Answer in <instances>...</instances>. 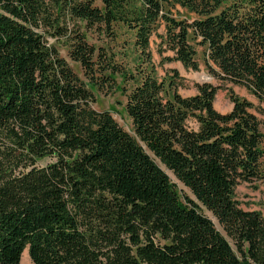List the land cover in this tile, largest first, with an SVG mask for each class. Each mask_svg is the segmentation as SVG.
Instances as JSON below:
<instances>
[{"label": "trees", "instance_id": "trees-1", "mask_svg": "<svg viewBox=\"0 0 264 264\" xmlns=\"http://www.w3.org/2000/svg\"><path fill=\"white\" fill-rule=\"evenodd\" d=\"M161 25L162 60L197 71L202 46L217 85L183 96L176 69L157 76ZM229 85L264 102V0H0V264H264V217L234 195L264 179V131ZM104 89L132 133L93 108Z\"/></svg>", "mask_w": 264, "mask_h": 264}, {"label": "rangeland", "instance_id": "rangeland-1", "mask_svg": "<svg viewBox=\"0 0 264 264\" xmlns=\"http://www.w3.org/2000/svg\"><path fill=\"white\" fill-rule=\"evenodd\" d=\"M95 4L101 6V0H95ZM164 31L163 25H161L157 33H154L150 38V51L152 54V60L156 67L157 76L159 78H164L168 80L169 76L173 75L172 69H176L179 78H177V91L183 96H189L196 93V84L210 82L214 85H217V81L212 78L205 67L204 63V48L202 46H197V61L199 64V69L194 71L189 68H185L181 62L179 61H164L162 60L163 55H172L170 51H164L162 55L160 54L158 48L160 44L159 35ZM119 44L116 45L118 51L123 50L120 46L122 41L126 38H130V33H127L125 29L119 28ZM57 47L61 56H63L69 65L79 74V76L83 77V72L78 63L74 62L67 54V44L61 38L58 40H51ZM93 41V39H90ZM131 51V50H130ZM131 53V52H130ZM120 53H118V56ZM134 53L130 54L129 60L132 59L131 65L134 63ZM205 76L210 77L206 79ZM233 92L239 96L240 98H244L252 103V108L250 109L261 121L262 130L264 131V102H260L253 94H251L244 86L238 85H229ZM95 101L92 103L93 108L97 110H109L117 123L126 131L132 133V123L131 119L128 116L125 110V95L118 90L108 92L106 89L103 91H95ZM214 108L222 113L228 112L232 108V102L229 99L228 92L226 89L219 88L214 100ZM191 127H196V123L194 120L190 119L188 121ZM264 144V143H263ZM53 159L51 157H44L40 159L37 164L39 166L46 165L51 162ZM163 167V166H162ZM164 168V167H163ZM165 169V168H164ZM167 173L170 175L171 180L175 182L177 189L182 193L188 195L190 198L195 200V197L190 192V190L185 187L180 181H178L174 175L165 169ZM234 195L236 200L238 201L240 207L245 210H258L262 213L264 217V179L260 181H255L253 184L242 182L237 185L234 189ZM201 212L212 219L215 224V227L220 230L223 234L225 232L222 230L221 226L217 222L216 218L212 215L210 211L201 206ZM20 264H33L30 260L27 250L25 249L21 255Z\"/></svg>", "mask_w": 264, "mask_h": 264}, {"label": "water", "instance_id": "water-1", "mask_svg": "<svg viewBox=\"0 0 264 264\" xmlns=\"http://www.w3.org/2000/svg\"><path fill=\"white\" fill-rule=\"evenodd\" d=\"M206 79H209L210 77L205 76Z\"/></svg>", "mask_w": 264, "mask_h": 264}]
</instances>
